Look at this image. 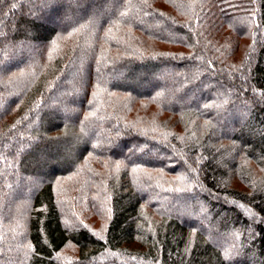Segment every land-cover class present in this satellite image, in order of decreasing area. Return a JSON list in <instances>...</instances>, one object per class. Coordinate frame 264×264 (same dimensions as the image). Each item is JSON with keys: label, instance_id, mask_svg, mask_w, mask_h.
<instances>
[{"label": "trees", "instance_id": "1", "mask_svg": "<svg viewBox=\"0 0 264 264\" xmlns=\"http://www.w3.org/2000/svg\"><path fill=\"white\" fill-rule=\"evenodd\" d=\"M83 3L0 0V264H264V0H109L37 21ZM24 201L23 243L7 224ZM84 214L111 215L104 236Z\"/></svg>", "mask_w": 264, "mask_h": 264}, {"label": "rangeland", "instance_id": "2", "mask_svg": "<svg viewBox=\"0 0 264 264\" xmlns=\"http://www.w3.org/2000/svg\"><path fill=\"white\" fill-rule=\"evenodd\" d=\"M68 1H71V0H68ZM109 0H84V3H86V5L88 4V8L86 7H82L80 9H77V11L75 12V15H69L67 17H61V18H58L57 20H52L53 18L52 17H46L44 19H40V20H37L38 22H40L42 25L44 26H47L48 28H55V27H58V26H61V25H65L66 23H68L71 19L73 18H77V17H81V16H84V15H90L88 13L92 12V10H95V9H99V11H106V9L108 8L106 6V4L108 3ZM63 2V0H62ZM83 2V1H82ZM83 3V4H84ZM52 5V4H51ZM85 5V4H84ZM48 5H46L47 7ZM101 9V10H100ZM102 14V12H101ZM230 31H228L227 29H222L221 31V39L219 38L218 40L220 41H225L227 40V37L229 34ZM223 37V38H222ZM231 40V39H230ZM251 40V37L249 38L248 36L244 37V38H239V39H236V42L235 43H240L239 45L236 44V50L234 49L231 53V55L233 56H237V54H241V52H243L245 49L244 46H246V44ZM229 41V40H228ZM228 45V44H227ZM227 45H226V48H227ZM37 47V46H36ZM235 47V46H234ZM30 55V53L28 54ZM13 62H17L16 60H12V63ZM9 65V63H6V66ZM81 65V64H80ZM125 74V71L120 74V77ZM160 74V73H159ZM90 77V76H88ZM153 77V76H152ZM155 81H154V80ZM153 81L151 79L149 80H146L145 83L143 84H140V85H137L136 88L140 89V91H144L146 90L148 87H153L155 84L157 83H160V79L161 77H153ZM128 82L126 83H129L131 84V82L129 80H127ZM132 85V84H131ZM78 93L76 94V98H75V101H79L80 97L82 96V94L84 93V90L83 91H77ZM190 99L192 101H195V98H191ZM144 105H146L145 103L144 104H141V103H134L133 105H126L124 107V113H126L127 115H130L136 119H144V118H152L153 115H154V109L153 108H149V107H145ZM54 108V105H52ZM55 109V108H54ZM55 113H54V118H53V121L56 122L58 120H63L64 118H67V117H71L72 116V111L70 110H66V108L62 107H58L56 108L55 110ZM157 114V113H156ZM228 115V114H227ZM232 119V121L227 124L224 128H223V131L224 132H230L234 129H236L237 127H239L240 125H242L243 121L241 120L242 118H244L246 115L244 112L242 111H237V113H234V114H230L229 115ZM145 120V119H144ZM248 136H250L251 138H255L254 136H256L254 133H249ZM63 148V153L65 152H68L66 150V146H62ZM157 155V152H156V149L155 148H149L148 152L147 153H144V152H141L140 154L137 155V157H145V158H155ZM255 169H257V167L255 166ZM261 169H258L257 171L258 172H262L260 171ZM42 171H45V170H42ZM257 172V173H258ZM239 180H236V182L239 184L238 182ZM67 182V181H63V180H57V183L55 185V188H56V191H57V196L59 197H62V194H66V193H70L68 188L65 190L64 188V183ZM30 190H33V189H30ZM22 190H19V194L17 196H20V195H23L24 193V189L23 191L21 192ZM26 203L25 208L23 209V206L20 207L21 209V218L18 220L17 218L15 220H12V221H9L7 226L15 231H17L19 233V236L22 237V242L24 243V238H23V235L25 236L26 233H27V230H28V226H29V216H28V213H29V210H30V203L28 201H24ZM22 204V203H20ZM27 206V207H26ZM111 215H108V216H104L102 218H99L97 216H90L88 214H84V218H86L88 220V222L90 224H92V226L94 227L93 229H96L97 231H99L100 233V236H104V232L107 228V223H108V220L110 219ZM186 221V223H192L194 221H196V219L194 217H187V218H184ZM216 243H221L220 240H215ZM233 248H235L233 246ZM61 254L66 257V258H77L78 254H79V249H78V246L72 242H69L68 244H66V246L63 247V249L61 250ZM234 256V255H233ZM237 263H240L241 260L238 259L237 256L234 257V259L231 260V262H236ZM250 264V263H249Z\"/></svg>", "mask_w": 264, "mask_h": 264}, {"label": "snow or ice", "instance_id": "3", "mask_svg": "<svg viewBox=\"0 0 264 264\" xmlns=\"http://www.w3.org/2000/svg\"><path fill=\"white\" fill-rule=\"evenodd\" d=\"M60 3H62V0H51V4H52L53 6H56V5L60 4ZM81 27H84V26L82 25ZM79 30H80V29H74V31H79ZM69 35H71V33H70ZM206 107H207V106H206Z\"/></svg>", "mask_w": 264, "mask_h": 264}]
</instances>
